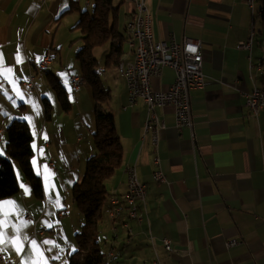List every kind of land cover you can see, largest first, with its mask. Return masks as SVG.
<instances>
[{
	"label": "crops",
	"instance_id": "crops-1",
	"mask_svg": "<svg viewBox=\"0 0 264 264\" xmlns=\"http://www.w3.org/2000/svg\"><path fill=\"white\" fill-rule=\"evenodd\" d=\"M246 2L146 0L154 41L199 40L203 58V87L190 91L194 145L188 129L175 127L171 107L154 109L163 125L157 154L165 184L152 179L155 154L144 130L145 105L140 100L129 105L127 85L117 68L103 67L108 44L94 49V57L100 51L97 61L103 74L114 69L120 79L108 89L105 113L113 117L123 160L105 182L107 199L98 226L100 249L104 255L113 250L111 264H153L155 258L160 264H264V110L254 118L245 104L253 88L263 90L264 29ZM71 4L92 13L93 0H0V156L5 154L9 125L25 122L32 134L31 166L42 189L41 198L35 197L15 165L19 188L0 200V220L5 221L0 231L7 240L13 234L12 222H29L21 238L27 236L23 248L34 264H68L82 222L72 187L95 152L94 102L76 60L83 44L79 30L73 29L79 14L67 12ZM113 7L116 28L125 38L121 62L128 63L133 55L125 27L134 5L131 0H113ZM252 31L251 50H237L236 44ZM47 53L51 63L41 70L39 63ZM72 77L84 83L74 89ZM173 81L174 72L163 68L151 79V89L165 92ZM130 165L145 186L146 218L138 225L123 216L113 224L107 217L108 198H123ZM122 222L128 223L130 234ZM163 239L171 242L172 252L164 250ZM231 241L235 245L230 246ZM20 246L17 240L15 247ZM0 247V264L28 261V255L13 246Z\"/></svg>",
	"mask_w": 264,
	"mask_h": 264
},
{
	"label": "trees",
	"instance_id": "trees-1",
	"mask_svg": "<svg viewBox=\"0 0 264 264\" xmlns=\"http://www.w3.org/2000/svg\"><path fill=\"white\" fill-rule=\"evenodd\" d=\"M258 5L262 10L260 25L264 29V0H258ZM67 12L79 14L73 29L79 30L83 45L76 53V60L83 80L91 89L95 120L92 135L95 152L86 160L81 180L72 187L73 204L81 214L82 222L75 236L76 249L69 256L68 264H103L106 255L100 249L96 236L107 199L105 182L122 165L123 151L113 117L103 110L109 93L99 79L97 68L100 64L93 51L108 44L109 52L103 59V67H117L124 53L125 38L116 28L117 8L113 7V0H93L92 14L80 11L76 4H71ZM57 92L64 101L63 92L58 87ZM6 135L5 154L0 156V200L18 192L15 165L21 169L35 197L41 198V183L31 166L33 148L29 128L25 122L16 120L9 125ZM262 146L264 155V137Z\"/></svg>",
	"mask_w": 264,
	"mask_h": 264
},
{
	"label": "built area",
	"instance_id": "built-area-1",
	"mask_svg": "<svg viewBox=\"0 0 264 264\" xmlns=\"http://www.w3.org/2000/svg\"><path fill=\"white\" fill-rule=\"evenodd\" d=\"M42 3L45 0H41ZM134 5V11L140 12V20H130L126 24V37H130V51L133 59L131 62L125 64L123 69L122 79L126 82L129 105L134 104L133 97V83L132 74H139L141 76V90L144 91L143 104L146 107V120L144 124L145 133H152L154 140V158L153 165L155 171L152 173V179L159 184H165L166 178L159 169V158L157 154L158 148V134H154V128H147V120H154V126H161L154 114V109L157 107H171L174 113L175 127L180 131L184 128L190 132L191 142L194 145L195 136L193 132V122L190 108V91L202 89L203 87V72L202 64L203 58L201 55V42L199 40L184 39L180 43H176L173 38H170L169 43L159 41L155 42L153 38L152 28H144L142 26V13L140 11V3L142 0H131ZM249 11L252 9V0L246 2ZM152 18V17H151ZM129 22H136V29H129ZM249 37L245 41H239L236 44L237 50L248 51ZM49 53L40 61L39 66L41 70L49 65ZM163 68H169L174 72V81L165 92H155V96L146 95V79L158 77ZM75 82H82L77 77H72L71 83L75 89ZM260 99H254L253 89L246 96V107L251 112L254 118H257L258 105ZM136 167L130 165L127 174V197L129 204L133 205L132 217H126L127 220L134 221L141 225L140 216H146V191L145 186L134 187V180H136ZM112 205H115L113 201ZM120 211H124L121 209ZM28 218V216H27ZM109 221L113 223L111 213H109ZM128 234L131 229L126 223L124 226ZM42 234V231L35 232V235ZM235 241L229 243L230 246L235 245ZM163 248L166 252H172L171 242L168 239L162 240ZM114 256L111 253L109 264ZM2 257L0 256V261ZM153 264H160L155 263Z\"/></svg>",
	"mask_w": 264,
	"mask_h": 264
},
{
	"label": "bare ground",
	"instance_id": "bare-ground-1",
	"mask_svg": "<svg viewBox=\"0 0 264 264\" xmlns=\"http://www.w3.org/2000/svg\"><path fill=\"white\" fill-rule=\"evenodd\" d=\"M252 5L253 7L250 10L251 16L253 19H256L257 17L260 16L262 10L258 5V0H252ZM140 11L142 13V26L144 28H152L151 26L152 18H151L150 11L146 5V0H142V2L140 3ZM132 20H140L139 11H134ZM129 29H136V22H129ZM253 36H254V31H252L249 36L248 51L251 50L252 43H253ZM126 39H127L126 43H127L128 49L130 50V37H126ZM51 60H52L51 56H49V64L51 63ZM125 64L126 63L121 62L116 67L118 76L120 78H122L123 69L125 67ZM249 68L252 69L253 67L249 66ZM39 69H41L40 66H39ZM150 81L151 79H146V95L155 96V92L151 89ZM132 83L134 85L133 86L134 103L139 100L143 102L144 91L141 90V87H140L141 86V76L139 74H132ZM80 84H82V82H75V89H78ZM253 94H254V99H260V102L258 105V113H257V116H258V114L264 110V92L261 89L255 87L253 88ZM147 128H154V134H158V131L161 130V126H154V120H147ZM145 134H149L150 145L152 146V149L154 150V140L152 137V133H145ZM128 169H129V166L126 169L127 174H128ZM141 185L143 184L138 181L137 176H136V180H134V187H141ZM126 195H127V184H126V193L123 196V198H119L113 195L108 198L110 209L107 212V217H109V213H111L112 217H116V218H113V224L114 222H117L119 220L121 221L123 216L132 217L133 205L129 204V198ZM113 201H115V205H112ZM119 206H121V209H124V211H120ZM145 218L146 216H140V223H143ZM125 225H126V222H122L123 228ZM112 252L113 250L109 251V253L105 257L103 264H109V259H110ZM155 263H160L157 258H155Z\"/></svg>",
	"mask_w": 264,
	"mask_h": 264
},
{
	"label": "snow or ice",
	"instance_id": "snow-or-ice-1",
	"mask_svg": "<svg viewBox=\"0 0 264 264\" xmlns=\"http://www.w3.org/2000/svg\"><path fill=\"white\" fill-rule=\"evenodd\" d=\"M0 207H2V205H0ZM16 215L18 216L19 213L17 212ZM28 223L29 222H27V221H20L19 225H17L15 222H12L10 226L13 230V234L7 240L4 239L5 233L3 231H0V246H3L5 244L13 246L19 254L28 255V261L24 262V264H34V262L32 261V255L30 253L24 252L23 242H24V240H27V236H23V238H21L22 228L27 227ZM4 226H5V221L0 220V229L4 228ZM51 226H52L51 224L48 225V227H51ZM17 240L20 241V245H21L20 247H15ZM44 243L48 244L51 242L50 241H44ZM31 244L33 246H35L37 244V242L35 240H32ZM3 250H4V248L0 247V251H3Z\"/></svg>",
	"mask_w": 264,
	"mask_h": 264
},
{
	"label": "rangeland",
	"instance_id": "rangeland-1",
	"mask_svg": "<svg viewBox=\"0 0 264 264\" xmlns=\"http://www.w3.org/2000/svg\"><path fill=\"white\" fill-rule=\"evenodd\" d=\"M92 9H93V8H92ZM89 14H92V13L90 12ZM99 52H100V51L94 53L96 59L98 58V54H99ZM97 71H98V74H99V79H100V81H101V83H102L104 89L107 90V91H108V89H110V87L113 85V83L115 82V80H120V79L117 77L118 75L116 76V74H115V70H114V69L104 70V73H105V74H103V72H102V68H100V67L97 68ZM259 86H260V88L263 89L262 91L264 92V85L262 86V84H260ZM90 90H91V89H90ZM91 96H92V95H91ZM103 110H104V112H106L105 110H107V109H106V103L103 105ZM261 124H262V127L264 128V121H263L262 118H261ZM101 234H102V231H101V229H100V227H99V229H98V231H97V236H96V238H97V241H98V243H99L101 249L104 250V248H103V246H102L101 239H100V235H101Z\"/></svg>",
	"mask_w": 264,
	"mask_h": 264
}]
</instances>
